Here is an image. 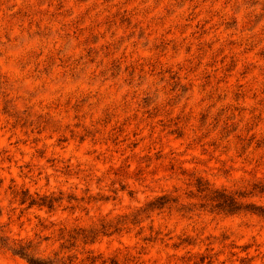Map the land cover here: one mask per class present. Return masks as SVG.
Instances as JSON below:
<instances>
[{"label": "rangeland", "instance_id": "374dc122", "mask_svg": "<svg viewBox=\"0 0 264 264\" xmlns=\"http://www.w3.org/2000/svg\"><path fill=\"white\" fill-rule=\"evenodd\" d=\"M196 178L264 207V0H0L11 238L47 253L60 228L195 193ZM45 195L52 209L30 205ZM187 201L183 216L146 211L85 249L121 263L264 264L263 217ZM0 264L28 263L0 249Z\"/></svg>", "mask_w": 264, "mask_h": 264}, {"label": "trees", "instance_id": "16d2710c", "mask_svg": "<svg viewBox=\"0 0 264 264\" xmlns=\"http://www.w3.org/2000/svg\"><path fill=\"white\" fill-rule=\"evenodd\" d=\"M194 186L195 193L192 189L189 193L181 195L177 190L163 191L147 202L135 208L129 213L119 214L114 217H103L98 223H92L84 226H74L66 229L60 228V243L56 249L47 253L35 251L32 240H15L11 238L3 229L0 221V249L10 251L15 255L23 258L28 264H140L139 259L125 254L121 263L119 254L105 255L102 252H95L92 249H85L86 244L94 242L98 237L112 235L121 231L129 232L134 226L140 224L143 220H137V216L147 211L145 218H151L153 215L168 213L183 216L190 212L196 203H192L193 198L199 200L198 205L202 209H208L210 212L235 214L240 211H247L264 218V207L257 206L247 202L246 198L251 194L244 190H229L224 187H214L207 182L196 178L195 182L188 183ZM264 189L258 192L262 193ZM56 200L52 196H42L38 199H30V205H38L52 209ZM1 217V210H0ZM152 228V225L151 227ZM149 240V239H148ZM126 260V261H125Z\"/></svg>", "mask_w": 264, "mask_h": 264}]
</instances>
